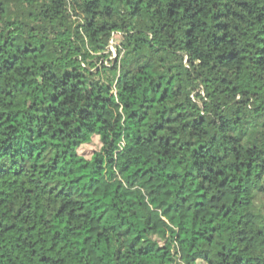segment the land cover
Here are the masks:
<instances>
[{"label": "trees", "instance_id": "1", "mask_svg": "<svg viewBox=\"0 0 264 264\" xmlns=\"http://www.w3.org/2000/svg\"><path fill=\"white\" fill-rule=\"evenodd\" d=\"M156 252L264 264V0H0V264Z\"/></svg>", "mask_w": 264, "mask_h": 264}, {"label": "rangeland", "instance_id": "2", "mask_svg": "<svg viewBox=\"0 0 264 264\" xmlns=\"http://www.w3.org/2000/svg\"><path fill=\"white\" fill-rule=\"evenodd\" d=\"M122 46L123 39L119 36L114 37L112 48L110 49V51H112L113 49L112 52H115L116 54H121ZM112 57L115 58L113 56V53ZM99 148V139L95 137L91 144L85 145L79 149V154L85 156L86 158H90L95 151L99 150ZM105 216L106 220L110 224L114 225L116 229H121L123 227L122 220L116 216L115 212L111 208L105 210ZM144 262L146 264H173L168 254H162L160 252L153 253L152 255L144 258Z\"/></svg>", "mask_w": 264, "mask_h": 264}, {"label": "built area", "instance_id": "3", "mask_svg": "<svg viewBox=\"0 0 264 264\" xmlns=\"http://www.w3.org/2000/svg\"><path fill=\"white\" fill-rule=\"evenodd\" d=\"M114 37H115V36H114ZM114 37L112 38V40H111V42H110V49L112 48V44H113ZM112 51H113V49H112ZM112 51H111V52H112ZM112 53H113V56L116 57L117 54H116L115 52H112Z\"/></svg>", "mask_w": 264, "mask_h": 264}]
</instances>
